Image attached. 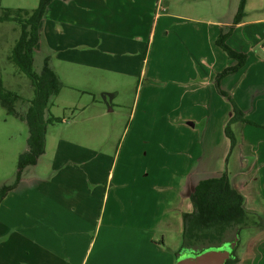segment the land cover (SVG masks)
Masks as SVG:
<instances>
[{"label":"rangeland","instance_id":"374dc122","mask_svg":"<svg viewBox=\"0 0 264 264\" xmlns=\"http://www.w3.org/2000/svg\"><path fill=\"white\" fill-rule=\"evenodd\" d=\"M238 3L152 0L144 30L153 31L139 38L131 32L116 35L112 26L100 34L95 27L44 18L33 70L39 74L47 64L59 76L60 89L47 115L60 121L48 124L44 153L22 170L16 194L38 192L58 199L71 189L78 196L90 195L87 224L92 227L157 226L169 231L168 244L181 245L182 214L193 211L197 184L223 172L231 181L244 177L240 169L254 146L235 124L236 143L231 145L224 133L231 104L218 95L216 74L207 82L211 72L230 64L214 40L220 27L228 30ZM37 4L0 0V13L1 8ZM131 6L124 7L128 11ZM248 8L264 16V0H253ZM250 29L254 33L256 26ZM241 30L233 40L243 38L246 29ZM19 34L16 23L0 22V78L3 86L28 99L29 80L6 60ZM17 109L22 110L20 102ZM257 130L253 139H261L263 146L264 131ZM27 137L26 123L0 105V187L14 181ZM263 170L259 180H264ZM240 189L248 196L242 203L245 219L233 240L223 243L231 247L226 259L264 264V227L257 225L264 214V193L258 187L251 194L244 185ZM214 247L219 246L207 248ZM184 253L190 252L181 249L178 256Z\"/></svg>","mask_w":264,"mask_h":264},{"label":"crops","instance_id":"0c3cea01","mask_svg":"<svg viewBox=\"0 0 264 264\" xmlns=\"http://www.w3.org/2000/svg\"><path fill=\"white\" fill-rule=\"evenodd\" d=\"M145 1L142 4L141 0H53L42 22L44 18L47 22L55 23L65 19L69 24L77 23L83 27H95L96 31L102 30L100 34L106 33V26H112L110 31L116 32V35L131 32L132 36L139 38L153 31L152 28L150 31L144 30L152 11V0ZM252 2L246 1L245 16L233 25L227 39L233 49L246 54V62L239 70L220 81V86L231 95L244 112L245 118L262 126L235 124L240 129L241 137H248L254 145L248 155L252 158L246 156L244 169H240V173L245 176L237 175L234 181L229 178L243 202L248 196L240 189L242 185L249 189L248 194L254 192L256 187L264 193V180L258 177L264 169V144L260 146L261 139H253L254 133H259L257 129L264 131V16L248 11V5ZM128 3L132 6L127 11L124 6ZM134 6L137 8L134 9ZM252 26H256L254 33L250 29ZM221 29L226 30L220 27L218 33ZM237 29L246 30L243 38L233 40ZM228 60L230 64L226 63L227 66L234 64L233 60ZM222 69L218 67L208 75V84L213 82L214 75ZM20 189L21 182L0 202V264L175 263V253L180 251V242L176 247L168 244L166 235L169 231L165 228L102 224L92 227L87 224L92 214L90 195L78 196L69 189L57 199L45 194L39 196L38 192L16 194ZM107 191L104 195L106 199ZM70 197L73 198L72 202Z\"/></svg>","mask_w":264,"mask_h":264},{"label":"trees","instance_id":"16d2710c","mask_svg":"<svg viewBox=\"0 0 264 264\" xmlns=\"http://www.w3.org/2000/svg\"><path fill=\"white\" fill-rule=\"evenodd\" d=\"M52 1L38 0L37 6L32 9L1 8L0 22H13L20 27V34L8 51L6 60L16 66L18 74L27 77L31 85L32 96L28 99L23 98L18 92L3 86L0 78V105L24 121L28 128L27 148L18 157L14 181L0 187V202L17 187L22 178V170L28 165L35 164L38 157L44 153L48 124L60 121L57 117L47 115L50 100L58 94L60 89L59 76L47 64L39 74L33 70V49L40 41L41 22ZM246 1L239 0L232 25L227 31L221 29L214 40V44L225 53L226 57L234 61V64L218 72L214 81L217 93L225 97L232 107L231 116L224 127V133L232 146L235 145L236 138L231 125L247 123L262 127L246 119L244 112L231 95L220 87V80L223 77L236 72L246 62V54L233 49L227 43L233 25L238 24L245 16ZM19 102L22 110L17 109ZM193 200V211L182 214L180 250L186 249L188 252L198 253L207 247L220 246L226 241H232L238 234L237 228L245 219V211L242 207L243 198L230 183L227 172L200 181L195 187ZM257 225L264 227V214L260 215ZM177 256L178 253H175V258ZM228 262L227 260L225 263Z\"/></svg>","mask_w":264,"mask_h":264},{"label":"water","instance_id":"95a60500","mask_svg":"<svg viewBox=\"0 0 264 264\" xmlns=\"http://www.w3.org/2000/svg\"><path fill=\"white\" fill-rule=\"evenodd\" d=\"M229 254H231V247L228 248L226 244H223L213 249L205 248L198 253L179 255L174 264H224Z\"/></svg>","mask_w":264,"mask_h":264},{"label":"built area","instance_id":"2783aa9c","mask_svg":"<svg viewBox=\"0 0 264 264\" xmlns=\"http://www.w3.org/2000/svg\"><path fill=\"white\" fill-rule=\"evenodd\" d=\"M262 33L264 34V27L262 28Z\"/></svg>","mask_w":264,"mask_h":264},{"label":"flooded vegetation","instance_id":"af4514ba","mask_svg":"<svg viewBox=\"0 0 264 264\" xmlns=\"http://www.w3.org/2000/svg\"><path fill=\"white\" fill-rule=\"evenodd\" d=\"M226 261H227V260H226ZM226 261H225V262H226ZM224 264H231V263H230V261H229L228 263H224Z\"/></svg>","mask_w":264,"mask_h":264}]
</instances>
